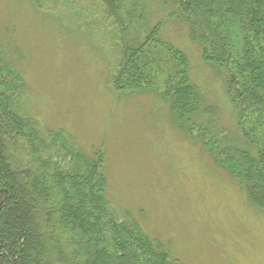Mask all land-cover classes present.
<instances>
[{
	"label": "rangeland",
	"instance_id": "1",
	"mask_svg": "<svg viewBox=\"0 0 264 264\" xmlns=\"http://www.w3.org/2000/svg\"><path fill=\"white\" fill-rule=\"evenodd\" d=\"M159 2L140 0L127 39L144 38L165 13ZM115 19L102 0H0V46L25 85L21 111L43 130L70 133L88 155L102 150L106 196L117 216L166 244L177 264H264V208L205 146L216 140L259 157L264 140L251 145L244 138L224 81L201 61L178 20L166 23L163 37L192 49L191 77L213 113L183 123L172 116L162 96L171 62L165 47L146 51L163 80L118 88L125 41ZM226 32L240 47L237 26L226 24Z\"/></svg>",
	"mask_w": 264,
	"mask_h": 264
},
{
	"label": "trees",
	"instance_id": "2",
	"mask_svg": "<svg viewBox=\"0 0 264 264\" xmlns=\"http://www.w3.org/2000/svg\"><path fill=\"white\" fill-rule=\"evenodd\" d=\"M102 3L117 18L127 44L120 74L130 77L122 81L119 74L118 88L142 90L163 80L162 67L148 62L146 51L165 47L171 62L162 96L172 116L183 123L213 113L203 107L191 77L192 49L163 37L166 23L178 20L187 26L201 61L224 81L244 138L251 145L260 136L264 140V0H160L165 13L142 40L126 38L143 10L140 0ZM229 23L240 32V47L226 32ZM24 88L22 74L0 46V264H177L166 244L135 220L117 216L106 196L102 150L88 155L70 133L41 129L17 104ZM205 146L264 208L263 147L259 159L248 148L221 147L216 140Z\"/></svg>",
	"mask_w": 264,
	"mask_h": 264
}]
</instances>
